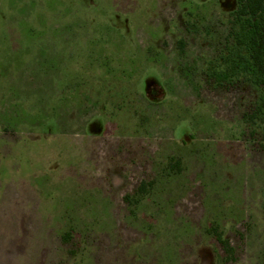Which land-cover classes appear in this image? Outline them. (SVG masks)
I'll use <instances>...</instances> for the list:
<instances>
[{
    "label": "rangeland",
    "instance_id": "obj_1",
    "mask_svg": "<svg viewBox=\"0 0 264 264\" xmlns=\"http://www.w3.org/2000/svg\"><path fill=\"white\" fill-rule=\"evenodd\" d=\"M234 0H0V264H264V119L207 63Z\"/></svg>",
    "mask_w": 264,
    "mask_h": 264
},
{
    "label": "trees",
    "instance_id": "obj_2",
    "mask_svg": "<svg viewBox=\"0 0 264 264\" xmlns=\"http://www.w3.org/2000/svg\"><path fill=\"white\" fill-rule=\"evenodd\" d=\"M234 2L225 44L207 63L206 76L218 86L240 81L249 85L257 96L245 119L254 122L259 114L264 119V0Z\"/></svg>",
    "mask_w": 264,
    "mask_h": 264
}]
</instances>
